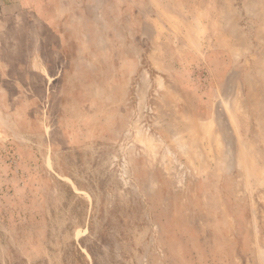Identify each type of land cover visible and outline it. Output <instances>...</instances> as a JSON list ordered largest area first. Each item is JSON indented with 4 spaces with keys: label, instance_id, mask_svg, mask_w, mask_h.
I'll return each instance as SVG.
<instances>
[{
    "label": "rangeland",
    "instance_id": "obj_1",
    "mask_svg": "<svg viewBox=\"0 0 264 264\" xmlns=\"http://www.w3.org/2000/svg\"><path fill=\"white\" fill-rule=\"evenodd\" d=\"M1 6L0 264H264V0Z\"/></svg>",
    "mask_w": 264,
    "mask_h": 264
},
{
    "label": "crops",
    "instance_id": "obj_2",
    "mask_svg": "<svg viewBox=\"0 0 264 264\" xmlns=\"http://www.w3.org/2000/svg\"><path fill=\"white\" fill-rule=\"evenodd\" d=\"M14 5L16 6V4L14 3ZM3 7V8H2ZM4 7L5 6H1V0H0V10H3L4 11ZM2 32L0 31V36H1Z\"/></svg>",
    "mask_w": 264,
    "mask_h": 264
}]
</instances>
